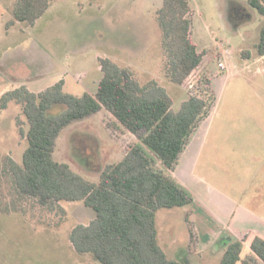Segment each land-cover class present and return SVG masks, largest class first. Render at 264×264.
I'll return each instance as SVG.
<instances>
[{
	"label": "rangeland",
	"instance_id": "rangeland-1",
	"mask_svg": "<svg viewBox=\"0 0 264 264\" xmlns=\"http://www.w3.org/2000/svg\"><path fill=\"white\" fill-rule=\"evenodd\" d=\"M162 4L163 0H57L35 27L18 24L10 38H5V25L12 14L7 9L0 10V101L2 93L11 90L14 80L39 75L42 68L31 60H42L47 52L49 68L50 56L54 59L53 75L47 83H56L62 77L66 90L73 95L82 96L96 89L102 76L98 56L131 69L142 84L157 81L173 98L176 111L192 94H215L210 118L193 132L202 136L208 124H214L209 142L219 120L227 117V105L234 97L237 100L231 108L239 114L233 116L240 121L252 119L253 108L264 104V93L260 92L264 88V60H260L256 49L264 18L248 0H190L192 42L199 52L207 53L202 67L185 86H178L164 71L165 55L156 18ZM13 39L15 45L10 49ZM220 59L225 60L224 70L219 67ZM78 75L81 81L76 80ZM263 110L261 107L260 112ZM18 120L28 132L29 125L19 106L12 104L8 109H0V196L8 202L13 197L5 177V160L10 157L22 164L28 147L27 139L19 133ZM191 139L177 165L179 172L176 167L169 173H177L175 180L178 184L184 182L193 202L161 209L157 213L159 226L165 225V216L176 221L182 249L173 256L182 264H218L217 252L228 239V235L220 234L218 220L226 221L227 210L251 219L264 215L257 209L264 211V207L253 204L258 193L253 182L257 165L250 157H224L226 149H216L218 156L213 152L210 155L206 142L198 153L196 142L190 145ZM232 142L238 147L243 143L239 138ZM128 144H139V140L118 129L116 120L101 111L65 127L57 139L54 158L69 164L88 180L98 182L99 169L121 161ZM61 206L67 212L65 219L50 214L43 216L40 225L36 220H40L41 211L29 205L25 206L28 213L24 217L20 213L0 212V264H101L89 254L79 255L70 242L73 228L88 224L95 218V211L82 202H62ZM48 222H57L59 227L51 232L47 229L53 225L48 226ZM33 228H41L40 233H28ZM15 242L20 248L8 250Z\"/></svg>",
	"mask_w": 264,
	"mask_h": 264
},
{
	"label": "trees",
	"instance_id": "trees-1",
	"mask_svg": "<svg viewBox=\"0 0 264 264\" xmlns=\"http://www.w3.org/2000/svg\"><path fill=\"white\" fill-rule=\"evenodd\" d=\"M55 1L16 0L6 28L17 22L34 25ZM248 4L264 18V0H248ZM156 18L165 74L172 83L185 86L207 53L199 52L192 42L190 0H163ZM256 49L264 58V21ZM98 61L103 77L94 95H73L60 81L40 93L23 86L2 96L0 108L6 109L11 102L20 105L29 129L25 133L17 121L28 147L22 164L10 157L5 160L13 199L8 202L0 196V212L25 216L29 205L41 211L36 220L40 225L43 216L67 217L62 202H82L96 216L70 232L71 245L79 255L89 254L101 264H182L170 258L159 243L157 213L193 202L169 171L176 169L190 136L210 115L216 95L199 91L176 111L173 98L157 81L142 84L134 71L112 59L100 57ZM101 111L139 144H128L123 159L104 166L99 181L93 182L57 161L54 153L65 127ZM52 227L59 225L56 222ZM249 250L243 257L245 245L231 238L219 264H264V239L255 237Z\"/></svg>",
	"mask_w": 264,
	"mask_h": 264
},
{
	"label": "crops",
	"instance_id": "crops-1",
	"mask_svg": "<svg viewBox=\"0 0 264 264\" xmlns=\"http://www.w3.org/2000/svg\"><path fill=\"white\" fill-rule=\"evenodd\" d=\"M15 3H16V0H0V10H3V9L9 10V12L12 14V19H13V9H14ZM38 21L34 25H28L26 23L17 22L14 26L10 27L9 29H7L6 25H5V38L11 37L13 29L16 28L18 24L19 25H25V27H35L37 25ZM14 41H15L14 39L11 40V43L9 44L10 49L13 47V45H15ZM39 47H41V46H38V50H39ZM0 50H1V48H0ZM3 56H4V53H3ZM99 58H100V56L97 57V60ZM49 60H50V68L48 67V53L47 52L44 53L42 60L37 61L36 58L31 60L32 63H34V65L36 64V65H38V67L42 68V70L39 71V75H36V76L34 75V76H29L28 78L14 80L13 83H11V90H9L7 92H10V91H13L15 89H18L20 87L25 86L31 92L40 93V92L45 91L46 89H48L49 87L55 85L56 83H58L60 81L64 82V88L66 90V80L62 77L56 83H47L48 78L49 77L52 78L53 66H54V59L52 56H50ZM260 60H264V58L260 57ZM2 61H3V58H2ZM15 61H17V60H15ZM98 63H99V61H98ZM99 68H100V65H99ZM99 70L101 71V69H99ZM67 73H68V71L65 74H67ZM60 76H62V73L58 75V77H60ZM102 77H103V74H102L100 80L96 83L97 84L96 89L94 91H90L87 93L94 95L97 92L98 85H99ZM76 80L81 81L80 75L77 76ZM263 89L260 91L261 93H264ZM7 92L2 93V94L4 95ZM239 93H240V91H237V94H239ZM77 96H79V95H77ZM235 100H237V97H234L233 100H230V105L229 106L227 105L228 109L226 108V111H225V113L227 112V117L224 120L223 119L219 120L218 125H217V129L215 131V134L213 136L212 141L209 142V137L211 135L214 124L209 123L207 128H206L205 133L202 136H197V134L194 135L192 133V135L190 136V137H192L190 145L192 143H194V141H195L197 144L198 153H201V149L203 147V144L205 145V142H206V143H208V146L210 147V149H209L210 155H211V152H213L215 154L216 149H221V150L226 149L224 157L233 158L235 156H240V157L254 158L256 161L257 168L254 171L255 176L253 178V182L255 181L254 184H256V189H257L258 193L256 194L255 198H253L254 199L253 204L256 206L261 205L264 207V200L262 198V196H264V192H263V190H264V183H263L264 182V110L262 112H260L261 107H264V104L263 105L261 104V106H255L253 108L254 113H252V119L240 121L233 116L235 114L238 115L239 112L237 110H234L231 108V106H234ZM12 104L19 106L21 109V112H22V107L20 105L16 104L15 102H11L6 109H8ZM244 113H249V111H244ZM209 118L210 117L206 118L205 120H207ZM244 118H246V117H244ZM232 120H235L237 122H233ZM210 122H213L212 119ZM228 131H231L233 133H230ZM231 135H233V136H231ZM238 138L241 139V141L243 142L239 147L234 145V142H232V141H238ZM184 153H182L181 157L184 155ZM215 155H217V154H215ZM220 157H222V156H220ZM208 158H210L209 155H208ZM179 169H180V167L177 166V172H179ZM100 171H101V168L99 169V172ZM207 171H211V168H208ZM172 175L174 178H177V173L174 172V173H172ZM180 184L183 187L185 186L184 182H182V181ZM191 192H193V191H191ZM194 200H195V198H194ZM257 209L262 211V213L264 214V211L261 207H259ZM226 213H227L226 221H224L225 219L218 220L216 218L220 222V227L218 225V228L221 231L220 234L224 235V236L228 235V239L226 240L225 245L220 249V251L217 252V254H218L217 255L218 256L217 257V263L218 264L220 263L221 258H222L223 254L226 250V247L228 245V242L231 238H236V239L242 241L243 244L245 245V253L243 254V257L246 256L247 254H249L250 244L255 237H260V238L264 239V215H261V216L256 215L253 219H251L250 218L251 216L249 217L247 215L236 216L235 214H232L235 212H232L230 210H229V212L227 210ZM13 214L16 215V213H12V215ZM21 216L24 217L22 214H21ZM168 217L169 216H165V218H166L165 223L162 224V225H164V224L165 225L159 226V219H158V214H157L156 225H157V230H158L159 243H160L161 247L163 248V250L169 255V257L171 256L170 258L179 261V259L176 257V255L178 254L177 253L178 249L179 248L182 249V247H181L180 241L177 239V236H178L177 231H176L177 223L173 219V217H172V219L174 221L172 219H169ZM168 221L170 222L169 224H168ZM88 224L86 223L84 225H88ZM49 228H51V227H49ZM39 229H41V228H33L32 230L28 231V233H30L33 236H36V234L40 233V231H41ZM44 229H46V228H44ZM53 229L56 230V228H53V227H52V229H47V230L52 232ZM178 233H179V231H178ZM216 235H218V234L216 233L214 236H216ZM13 245H14V247H9L8 250L12 251L14 248L19 247V246H17L18 245L17 242H15ZM199 250H201L200 246H199ZM183 252H184V250H183ZM173 254H176V255L173 256Z\"/></svg>",
	"mask_w": 264,
	"mask_h": 264
},
{
	"label": "built area",
	"instance_id": "built-area-1",
	"mask_svg": "<svg viewBox=\"0 0 264 264\" xmlns=\"http://www.w3.org/2000/svg\"><path fill=\"white\" fill-rule=\"evenodd\" d=\"M219 67L224 70L226 69V66H225V60L224 59H220L219 61Z\"/></svg>",
	"mask_w": 264,
	"mask_h": 264
}]
</instances>
